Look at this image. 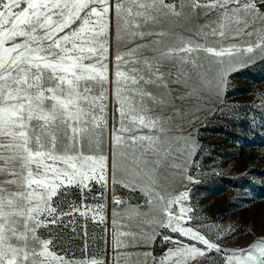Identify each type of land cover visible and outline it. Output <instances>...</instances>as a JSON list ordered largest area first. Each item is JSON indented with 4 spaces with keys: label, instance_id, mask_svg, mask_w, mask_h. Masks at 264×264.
<instances>
[{
    "label": "snow or ice",
    "instance_id": "obj_1",
    "mask_svg": "<svg viewBox=\"0 0 264 264\" xmlns=\"http://www.w3.org/2000/svg\"><path fill=\"white\" fill-rule=\"evenodd\" d=\"M191 2L194 7L218 5L223 9L219 14L222 30L213 29L212 35L223 37V29L230 23L243 24L237 28V34L254 36L264 32V28L247 32L257 21L264 23L261 10L264 0H246L243 4L240 0ZM164 9L180 15L176 5L165 0H0V177H5L0 179V264H74L50 251L51 240H42L37 233L41 227L58 223L63 216H73L81 207H88L82 200L80 206L70 203L67 212L58 211L52 203L54 197L66 196L67 189L73 186L83 196L86 190L91 191V181L107 187V156L85 154L82 147L85 140L99 145L107 124L105 61L109 51L110 14L114 13L116 20L117 40L122 33L142 39L163 35V32L145 31V27L155 22ZM147 47L137 45L124 54L117 53L115 58L118 124L113 128V144L115 155L130 157L133 166L143 163L137 159V150L141 154L167 151L158 144L157 136L139 134L145 128L149 132L163 130L159 120L147 114L148 100L154 104L162 102L149 86L165 89L162 95H166L170 82L181 83L180 77L173 80L170 72L160 70L158 59L143 53L137 55ZM254 47L264 49V36L243 51L252 53ZM234 48L235 52L241 51L235 46L217 50L188 41L180 47H168L162 55L186 53L180 60L199 67L191 57L192 52L232 57ZM128 64L131 68L123 71ZM120 164L121 160H116L117 171ZM112 182L124 183L116 179L115 172ZM124 186L135 187L128 183ZM186 200L188 194L183 193L163 204L161 210L166 221L161 223L204 247L173 241L178 245L174 250L180 257L177 264H186L187 260L203 257L211 250L220 251L217 243L194 230L192 208L181 206L179 213L172 211L173 204ZM114 203L123 202L114 199ZM80 214L87 215L85 211ZM232 260L238 264H264V239L233 253L228 257L229 264ZM81 264L102 262L92 260Z\"/></svg>",
    "mask_w": 264,
    "mask_h": 264
},
{
    "label": "rangeland",
    "instance_id": "obj_2",
    "mask_svg": "<svg viewBox=\"0 0 264 264\" xmlns=\"http://www.w3.org/2000/svg\"><path fill=\"white\" fill-rule=\"evenodd\" d=\"M165 3H174L180 15L164 9L155 22H149L145 31L163 32L160 36L141 39L122 33L117 40L116 20L114 13L110 14L105 61L107 124L99 145L85 140L82 147L85 154L107 156V187L91 181V191L86 190L83 196L73 186L67 189L66 196L54 197L53 206L65 212L70 203L80 206L83 200L88 207H81L80 211L87 215L77 211L73 216H63L60 222L41 227L37 233L42 240H51L50 251L74 264L92 260L102 264H177L180 257L174 250L178 245L173 241L203 248L161 223L166 221L161 206L183 193L188 194V200L173 204L172 211L179 213L181 206L192 208L194 230L220 247L219 252L211 250L203 257L187 260L186 264H229L228 257L233 253L264 239V49L243 51L255 45L264 32L254 36L237 34V28L243 24L230 23L223 29V37L212 35L213 29L222 30L219 14L223 9L218 5L194 7L191 0H165ZM198 3L207 4L211 0ZM261 28L264 23L257 21L247 32ZM188 41L217 50L235 46L241 51L235 52L234 48L232 57L192 52L191 57L199 67L180 60L186 53L162 55L168 47H180ZM137 45H148L139 50L138 56L143 53L158 59L160 70L170 72L173 80L180 77L181 83L170 82L166 95H162L165 89L149 86L162 102L154 104L148 100L147 114L158 119L163 130L149 132L145 128L139 134L157 136L158 144L167 151L141 154L137 150V159L143 163L133 166L130 157L115 155L113 144V128L118 124L115 58L117 53L124 54ZM128 68L130 64L122 70ZM118 159L121 164L117 171L114 164ZM114 172L118 181L135 187L113 184ZM114 199L123 203L117 205ZM166 236L172 239L165 240ZM231 264L238 261L232 260Z\"/></svg>",
    "mask_w": 264,
    "mask_h": 264
}]
</instances>
